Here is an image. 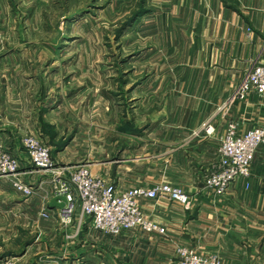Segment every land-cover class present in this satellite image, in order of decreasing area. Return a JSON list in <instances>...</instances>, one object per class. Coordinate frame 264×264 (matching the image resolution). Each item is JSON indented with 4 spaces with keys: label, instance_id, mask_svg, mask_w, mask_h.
<instances>
[{
    "label": "crops",
    "instance_id": "1",
    "mask_svg": "<svg viewBox=\"0 0 264 264\" xmlns=\"http://www.w3.org/2000/svg\"><path fill=\"white\" fill-rule=\"evenodd\" d=\"M151 2L155 8L140 20L150 13L151 29L165 32L166 47L180 50L184 65L195 69L197 76L188 80H197V87L182 93L181 104L166 102L163 116L135 123L133 129L155 147L148 158L157 165L151 175L161 177V182L180 183L192 199L187 206L166 198L140 201L142 211L163 233L136 230L110 237L86 225L82 234L103 257L114 249L126 253L132 248L138 264L171 260L177 246L215 255L221 264H264V146L255 153L250 177L239 179L226 194L215 193L206 182L219 164V145L231 122L239 133L264 127V96L251 92L246 99L227 104L247 71L264 57V0ZM11 55L12 51L0 54V146L28 170L32 165L20 139L28 132L37 134L57 163L86 162L93 174L113 181L120 190L130 188L121 180L124 166L99 158L94 150L77 148L78 134H71L68 117L75 95L61 94L56 87L55 61L7 60ZM173 113L181 117L174 119ZM209 125L212 130L207 131ZM42 178L25 176L36 183ZM50 191L47 183L38 193V209L50 210L45 220L59 224L57 208L49 207ZM24 203L29 202H20ZM68 227L74 230L68 237H78L77 221ZM109 238H115L117 245Z\"/></svg>",
    "mask_w": 264,
    "mask_h": 264
},
{
    "label": "rangeland",
    "instance_id": "2",
    "mask_svg": "<svg viewBox=\"0 0 264 264\" xmlns=\"http://www.w3.org/2000/svg\"><path fill=\"white\" fill-rule=\"evenodd\" d=\"M151 1L0 0V54L12 51L7 60L55 61L56 87L75 95L68 117L71 134H78L77 148L124 166L121 180L130 188L162 180L151 175L157 165L148 158L155 147L134 124L163 116L166 102L181 104L182 93L197 87V80H188L197 76L195 69L184 65L180 50L166 47L165 32L151 29L150 13L140 20L155 8ZM234 100L231 96L227 104ZM169 184L184 190L180 183ZM37 195L26 196L0 177V264H138L132 248L103 257L82 234L89 221L78 228V237H68L74 230L46 221ZM172 253L171 260L176 247ZM204 256L221 264L215 255Z\"/></svg>",
    "mask_w": 264,
    "mask_h": 264
},
{
    "label": "built area",
    "instance_id": "3",
    "mask_svg": "<svg viewBox=\"0 0 264 264\" xmlns=\"http://www.w3.org/2000/svg\"><path fill=\"white\" fill-rule=\"evenodd\" d=\"M251 92L264 96V57L258 58L247 71L232 99L244 100ZM210 130L209 125L207 131ZM21 143L32 168L22 169L19 159L0 146V177L9 180L26 196L45 191L47 183L51 186L48 196H66V205L57 208V217L63 226H70L76 220L78 228L89 221L93 229L113 236L129 230L163 233L164 229L143 213L140 201L166 198L186 206L191 202L186 191L167 182L120 190L114 183L93 174L87 163L60 165L52 158L50 146L37 134H25ZM260 146H264V127L239 133L238 125L231 122L219 145V164L207 177V187L217 194H226L239 179L249 178L253 158ZM27 175L44 178L36 183L25 180ZM42 215L48 218L51 211L44 210ZM168 264L220 262L195 249L177 246L175 257Z\"/></svg>",
    "mask_w": 264,
    "mask_h": 264
},
{
    "label": "water",
    "instance_id": "4",
    "mask_svg": "<svg viewBox=\"0 0 264 264\" xmlns=\"http://www.w3.org/2000/svg\"><path fill=\"white\" fill-rule=\"evenodd\" d=\"M67 203V198L64 195L54 196L49 201L50 208H63Z\"/></svg>",
    "mask_w": 264,
    "mask_h": 264
}]
</instances>
